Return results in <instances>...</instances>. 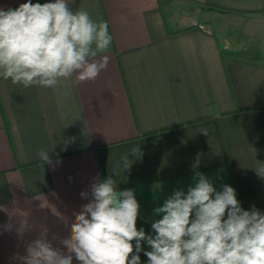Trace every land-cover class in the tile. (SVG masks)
<instances>
[{
    "label": "crops",
    "instance_id": "1",
    "mask_svg": "<svg viewBox=\"0 0 264 264\" xmlns=\"http://www.w3.org/2000/svg\"><path fill=\"white\" fill-rule=\"evenodd\" d=\"M69 2L108 22L109 64L94 81L73 76L55 88L0 77V264H20L14 257L39 235H67L64 224L87 202L80 193L108 175L118 190H135L147 233L153 209L187 190L194 168L264 212V0ZM248 47L263 57L235 55ZM138 147L140 160L131 156ZM24 219L34 229L20 237Z\"/></svg>",
    "mask_w": 264,
    "mask_h": 264
},
{
    "label": "clouds",
    "instance_id": "2",
    "mask_svg": "<svg viewBox=\"0 0 264 264\" xmlns=\"http://www.w3.org/2000/svg\"><path fill=\"white\" fill-rule=\"evenodd\" d=\"M112 40L107 21L73 10L69 0H27L0 8V77L25 88H55L73 76L78 84L94 81L109 64L101 54ZM39 155L52 164L48 152ZM131 156L140 160L143 153L138 147ZM121 159L130 171L129 155ZM193 172L187 190L173 189L153 209L150 233L137 227L135 190H118L113 175L94 178L80 193L87 202L64 224L67 235H39L14 259L20 264H142L143 252L147 264H264V212L244 209L231 185L217 190L206 175ZM256 172L264 178V167ZM33 229L24 219L16 232L23 237Z\"/></svg>",
    "mask_w": 264,
    "mask_h": 264
},
{
    "label": "trees",
    "instance_id": "3",
    "mask_svg": "<svg viewBox=\"0 0 264 264\" xmlns=\"http://www.w3.org/2000/svg\"><path fill=\"white\" fill-rule=\"evenodd\" d=\"M164 17L167 19V13L165 11H164ZM168 29L170 32L182 30V29H178V30L174 31L169 27H168ZM235 55L241 56V57H256V58H262L263 57L261 54V51L257 47H248L246 49L236 51Z\"/></svg>",
    "mask_w": 264,
    "mask_h": 264
}]
</instances>
